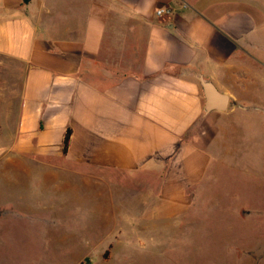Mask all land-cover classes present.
Returning <instances> with one entry per match:
<instances>
[{
	"label": "crops",
	"instance_id": "obj_1",
	"mask_svg": "<svg viewBox=\"0 0 264 264\" xmlns=\"http://www.w3.org/2000/svg\"><path fill=\"white\" fill-rule=\"evenodd\" d=\"M201 80L227 95L225 111L206 112ZM256 112L264 0H0V159L11 169L105 189L117 174L133 211L173 217L203 196L230 119L249 127Z\"/></svg>",
	"mask_w": 264,
	"mask_h": 264
},
{
	"label": "rangeland",
	"instance_id": "obj_2",
	"mask_svg": "<svg viewBox=\"0 0 264 264\" xmlns=\"http://www.w3.org/2000/svg\"><path fill=\"white\" fill-rule=\"evenodd\" d=\"M262 116L249 127L230 119L203 196L173 217L133 211L117 174L90 188L0 159V264H264Z\"/></svg>",
	"mask_w": 264,
	"mask_h": 264
},
{
	"label": "water",
	"instance_id": "obj_3",
	"mask_svg": "<svg viewBox=\"0 0 264 264\" xmlns=\"http://www.w3.org/2000/svg\"><path fill=\"white\" fill-rule=\"evenodd\" d=\"M204 90H205V99H206V112L211 111H225L227 104V95L221 94L210 82L201 80ZM219 101L220 104L216 105V102Z\"/></svg>",
	"mask_w": 264,
	"mask_h": 264
},
{
	"label": "built area",
	"instance_id": "obj_4",
	"mask_svg": "<svg viewBox=\"0 0 264 264\" xmlns=\"http://www.w3.org/2000/svg\"><path fill=\"white\" fill-rule=\"evenodd\" d=\"M166 13H167V10L164 9V8H160V9L157 10V15L158 16L164 15Z\"/></svg>",
	"mask_w": 264,
	"mask_h": 264
},
{
	"label": "trees",
	"instance_id": "obj_5",
	"mask_svg": "<svg viewBox=\"0 0 264 264\" xmlns=\"http://www.w3.org/2000/svg\"><path fill=\"white\" fill-rule=\"evenodd\" d=\"M69 142V132L66 134V137L64 139V150H66Z\"/></svg>",
	"mask_w": 264,
	"mask_h": 264
}]
</instances>
